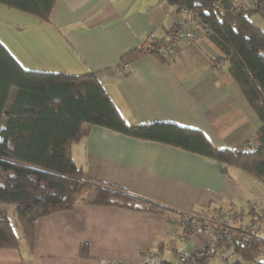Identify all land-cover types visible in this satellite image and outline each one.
<instances>
[{"label":"crops","instance_id":"crops-1","mask_svg":"<svg viewBox=\"0 0 264 264\" xmlns=\"http://www.w3.org/2000/svg\"><path fill=\"white\" fill-rule=\"evenodd\" d=\"M187 17L166 0H55L49 21L0 3V42L27 71L94 73L128 126L169 122L201 130L214 147H239L261 122L230 76L229 63L214 61L223 54L199 24H193L199 41H177L171 60L147 52L122 66V55L152 48ZM249 20L264 31L263 16L251 14ZM15 93L11 88L4 112ZM84 128L71 156L86 180L116 185L172 210L81 202L38 219L33 250L25 243L0 248V264H138L146 251L171 263L185 214L211 215L230 202L264 200L258 179L239 180L238 173L234 178L228 171L233 166L224 174L211 157L99 125ZM259 235L264 239V230ZM82 245L88 257L80 256Z\"/></svg>","mask_w":264,"mask_h":264},{"label":"trees","instance_id":"trees-1","mask_svg":"<svg viewBox=\"0 0 264 264\" xmlns=\"http://www.w3.org/2000/svg\"><path fill=\"white\" fill-rule=\"evenodd\" d=\"M166 1L187 10L186 21H195L207 32L223 54L215 62L229 63L230 76L261 122L253 136L256 147L217 148L201 130L169 122L128 126L94 73L27 71L0 42V248H18L22 239L33 250L36 221L81 202L157 213L172 210L116 185L86 180L71 156V145L86 132L84 125L103 126L211 157L222 163L224 174L233 166L264 179V31L249 20L251 14L264 17V0L243 10L236 8L234 0ZM54 2L0 0L44 21L50 20ZM155 45L150 53L157 54ZM146 53L144 48H135L120 61L126 63ZM13 87L16 93L4 112ZM3 117L6 120L1 125ZM9 204L14 205L21 235L7 215ZM243 216L236 215V225ZM237 251L246 263L264 264V239L259 233L251 239L250 248ZM79 253L88 257V246L82 245Z\"/></svg>","mask_w":264,"mask_h":264},{"label":"built area","instance_id":"built-area-1","mask_svg":"<svg viewBox=\"0 0 264 264\" xmlns=\"http://www.w3.org/2000/svg\"><path fill=\"white\" fill-rule=\"evenodd\" d=\"M259 0H248L246 5H237L238 10L255 7ZM185 13L189 14L187 10ZM195 21L185 20L173 28L164 39L156 42L155 49L163 58L171 60L176 42L185 40L186 43L199 41L201 32L193 24ZM203 33L207 35L204 30ZM147 52L148 46L143 47ZM126 68L127 64H122ZM254 138H249L242 149H254ZM264 186V179L257 180ZM237 214H246V220L236 225ZM240 226V228H238ZM264 230V200H248L245 203L230 202L217 208L211 215L189 213L182 218L178 242L175 246L174 262H166L157 251H146L141 254L138 264H212L219 260L222 264H239L240 255L237 250L250 248L251 239ZM189 243L186 247L184 244ZM182 244V245H181ZM260 253V251H257ZM246 264H254L250 261Z\"/></svg>","mask_w":264,"mask_h":264},{"label":"rangeland","instance_id":"rangeland-1","mask_svg":"<svg viewBox=\"0 0 264 264\" xmlns=\"http://www.w3.org/2000/svg\"><path fill=\"white\" fill-rule=\"evenodd\" d=\"M228 171H229V174H231V176H233L234 178L237 177L236 174L238 173L239 174V178H238L239 180H242V179L243 180H253L252 178L248 177L249 176L248 174H246L245 172H243L241 169H239L237 167H230L228 169ZM86 194H88V193H86ZM7 215L10 218V220L12 221L17 235H21V228H20V225L17 221L16 213L14 211V205L13 204L7 205ZM20 243L23 244L24 241L21 239ZM219 264H221V263H219Z\"/></svg>","mask_w":264,"mask_h":264}]
</instances>
